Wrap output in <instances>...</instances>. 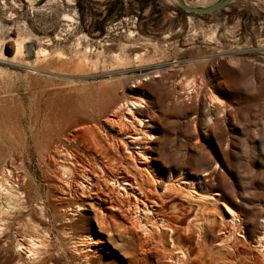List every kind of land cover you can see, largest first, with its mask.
Wrapping results in <instances>:
<instances>
[{
    "label": "rangeland",
    "instance_id": "1",
    "mask_svg": "<svg viewBox=\"0 0 264 264\" xmlns=\"http://www.w3.org/2000/svg\"><path fill=\"white\" fill-rule=\"evenodd\" d=\"M16 35L47 52L43 64L7 52ZM139 98L144 108L135 113L152 136L140 135L145 162L119 144L136 150L129 123L105 121L117 103ZM86 127L98 153L88 149L86 131L77 132ZM67 153L100 167L115 159L121 177L126 167L145 179L146 169L160 215L180 230L192 226L179 234L195 251L190 264H256L255 237L264 235V0H234L205 15L184 13L175 0H0V176L9 170L21 192L18 208L0 220V264H88L70 238L89 229L99 240L87 252L91 264H170L152 245L140 251L139 232L108 239L91 212L65 223L77 218L60 211L70 198L57 168L70 162ZM169 184L176 188L164 190ZM223 205L237 215L236 231L225 224ZM194 224L204 228V247ZM31 234L50 249L38 257L20 252ZM217 237L236 240L233 256L216 254Z\"/></svg>",
    "mask_w": 264,
    "mask_h": 264
},
{
    "label": "bare ground",
    "instance_id": "2",
    "mask_svg": "<svg viewBox=\"0 0 264 264\" xmlns=\"http://www.w3.org/2000/svg\"><path fill=\"white\" fill-rule=\"evenodd\" d=\"M182 2L187 6H191V7H206L212 4L213 2H215V0H200L194 2L182 0ZM23 40L24 39H22L20 35L10 37L6 42L7 52L13 53V58H15L21 55L22 52L24 51L29 58H33L30 65L29 62L24 63L27 65V67L29 66L35 67V65H38L43 61H45L46 58L44 57L46 56L47 53L46 51L42 49L36 50L32 44L27 43L28 45H26V41L24 42ZM2 51L3 48H1V52ZM87 52L88 51H86L85 53ZM55 57L59 58L60 54L57 53ZM86 59L88 58L83 57L84 62L87 61ZM184 87L187 90L190 89L191 82L190 81L186 82L184 84ZM209 99L210 102L213 104L218 101L214 97V95L210 96ZM143 104H144L143 99L141 98L136 100H125V101L123 100L119 104L117 103L114 106L109 116L105 119L106 124L108 125H118L122 129L126 126V122H128L129 125L134 129L133 134L129 137L132 138L130 139V143L134 145L136 149L134 150V152L127 151L128 149L125 147V145L119 142V144L122 145L124 151L128 154V157L132 161L135 158L137 160H141V162H145L146 160L145 149L142 148L141 145L142 136L140 135H143V137L146 139L152 138V136L150 135H145L146 130L144 132L141 130V127L144 126L143 124L144 122L140 117L141 114L137 113V115H139L140 117L139 118L135 113L138 109L144 108ZM80 130H84L87 133L86 140L89 143L88 149L98 153L100 150L97 147L95 141L96 140L95 134L93 133L92 129L88 127L79 128L77 129V132ZM133 153H135V157L133 156ZM66 157L67 159H69L70 162L63 164L60 163L57 166V168L58 171L61 173V175L64 176L65 178V180L63 181H65L66 183L65 184L67 190L66 194H68L70 198L68 200L69 206L66 209H61L60 211H62L63 213H68V215L69 213H71L72 216H77V218L72 219L74 221L72 223H71L72 220H68V218H65L66 220L65 223L72 225L73 223H75V221H78L79 218H82L80 217L81 215H84L86 212H91L92 214L91 218L94 220L98 228V232L105 233L108 239H113V235L115 233L120 234L124 238L130 235L138 234L139 232V234H141L140 251L142 250V252H146L148 250V249L146 250V247L148 245H152L155 249H157L158 251H160L161 254L164 255L166 261L170 264H190L189 263L190 258L196 257L194 256L196 255L194 254L195 252L194 249L184 246L182 244L179 235L181 230L183 234H186L184 232L190 233L191 231H193L192 226L187 225L186 228L183 229L181 228L180 230L179 228L180 226L174 224V222L169 218H167V216L165 217L163 215H160L161 214L160 211L156 209V207L158 208L159 205L156 204L154 200L149 199L151 198L149 196L155 195L154 192H156V190L154 188V185L156 181L147 172L146 169H144L147 175L145 176V179L141 178L144 175H141V172L139 170H134L133 172H131L126 167H124L126 170V173H124L125 177L123 176L121 177L120 174L116 173L115 171L117 170L116 169L117 163L115 159L106 158L105 159L106 163L104 164L103 167H100L96 164H86L81 158L77 157L75 154L72 153H67ZM103 158H105V155ZM78 165H80L81 167H79ZM102 168L110 171L111 173L110 176H106L105 178L102 177V173H103ZM91 172L93 174H96V176L95 177L89 176L88 173ZM102 181L104 185L102 184ZM146 187L147 189H145ZM150 187L153 188L152 191L151 189H148ZM173 188H176L175 185L173 184L164 185V190L169 191L172 190ZM186 192L189 195H191L190 194L191 192L188 189ZM193 193L199 199L206 198L205 196H202V194H199L194 190ZM161 195H164V192L161 193ZM19 196H21V192H19L18 185L16 184V182L12 180L11 172L7 169L6 170L4 169V171L1 173L0 176V220H2L4 215H9L18 208L15 199H18ZM160 196L158 195V197ZM147 200L148 201L150 200V202L152 203L151 206H148L145 203ZM70 204H72V206H70ZM223 206L225 209V213L227 214V216H225L224 219L226 220L225 224H227L228 227L233 231H236L237 223L239 221L237 215L230 207L225 205ZM122 214L124 215L128 214L130 216V219L128 220L126 216L122 217ZM30 224L31 225L36 224L35 222L32 221V218L30 220ZM200 225L201 224L198 225L194 224L193 226L195 233H197L196 234L197 244H199L200 247H204L202 243L204 239L201 238V236H203L201 234L203 233L204 228ZM92 233L93 231L89 229L88 231H85V233L83 234H78V235L70 234L71 235L70 241L74 249V252H76L78 255H82L83 258L89 261L88 264H91L90 261L91 259L88 258L87 252H91L93 250L92 248L96 245L97 241H99L98 239L94 240V235ZM164 235H167L168 237L169 240L168 244H165V242L162 239ZM227 236H229V234ZM231 236L232 238H234L233 232L231 233ZM230 238L223 239L222 237H217L213 243L214 248L211 247V249L213 248L216 254L223 256L224 259L228 255L233 256V253L231 252L234 251L237 244L235 243L236 240L233 243V239L231 238L232 239L231 241ZM126 239L128 240L129 238ZM45 242L46 241L43 238H40V235L35 236L31 234L30 236H27L26 248L24 246L22 247L21 245H19V251L21 252L22 250H26L24 254H27L28 255L27 257H32V256L38 257L42 249H46L45 251H48L50 249V245L48 244L45 245ZM255 242L257 244V246L255 247H257L258 252L261 255L260 257L261 259L259 258L256 259V264H264V235L256 236ZM140 258L137 260H140ZM203 261L205 262V260ZM245 263L246 262L242 261L240 264H245ZM249 263L250 262H247L246 264ZM250 264H253L252 261Z\"/></svg>",
    "mask_w": 264,
    "mask_h": 264
},
{
    "label": "water",
    "instance_id": "3",
    "mask_svg": "<svg viewBox=\"0 0 264 264\" xmlns=\"http://www.w3.org/2000/svg\"><path fill=\"white\" fill-rule=\"evenodd\" d=\"M234 0H218L206 7H191L187 6L182 2V0H175V3L179 10H181L184 13L192 14V15H205L210 14L213 12H216L220 9L225 8L227 5H229Z\"/></svg>",
    "mask_w": 264,
    "mask_h": 264
}]
</instances>
